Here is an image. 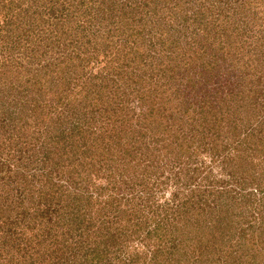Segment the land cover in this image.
Returning <instances> with one entry per match:
<instances>
[{"label":"rangeland","instance_id":"1","mask_svg":"<svg viewBox=\"0 0 264 264\" xmlns=\"http://www.w3.org/2000/svg\"><path fill=\"white\" fill-rule=\"evenodd\" d=\"M7 1L0 0V15L4 3L10 8L0 19V39L8 46V50L0 48V123L9 109L14 111L12 117L17 115L26 97L33 95L40 108L34 120L30 110L23 112L28 121L26 132L31 133L34 127L29 126L46 107L52 108L54 118L62 115L65 122L84 123L89 129L79 130L78 139H88V147L97 155L92 168L100 166V170L106 169L100 157L108 148L96 135H115L116 141H109L112 153L122 154L128 145L139 148V156L143 153L137 157L143 160L137 172H147L155 179L180 170L181 191L188 193L193 188L194 198L206 200L207 204L198 203V209L207 211L204 220L208 222L191 225L197 231H193L197 241L192 242V250L203 247L200 240L214 241L223 230L217 227L234 220L229 233L240 239L245 236L243 249L235 248L243 260L228 258L231 243L220 249L223 243L216 241L208 246L212 264H264V0H112L120 11H126L124 27L145 31L140 43L142 58L148 54L149 61L136 68L145 73L135 79L139 83L125 73L122 76L117 62L100 56V63L93 43H77V39L82 42L91 37L93 30L97 34L94 42L103 43L109 19L101 10L102 0H85V6L84 0H65L64 5L63 0ZM63 28L66 31L60 36ZM54 68L70 74L71 79L66 84L60 81L58 91ZM102 69L117 84L110 82L107 89H117L108 90V97L90 91L88 100L85 97L92 87L87 80ZM144 90L157 95L156 105L142 96ZM103 109L111 113L101 116ZM11 132H3L0 141L8 156L26 145L20 135ZM155 135H160L158 140ZM146 154L155 160L152 166H147ZM89 173L75 176L70 193L83 192ZM177 176L155 184L154 201L172 197L169 192L175 189ZM255 186L256 195H247ZM249 207L251 213L245 210Z\"/></svg>","mask_w":264,"mask_h":264},{"label":"trees","instance_id":"2","mask_svg":"<svg viewBox=\"0 0 264 264\" xmlns=\"http://www.w3.org/2000/svg\"><path fill=\"white\" fill-rule=\"evenodd\" d=\"M103 1L105 0L101 1L104 3L101 10L107 14L105 18L109 19L104 30L103 43H98L97 40L94 42V30L91 31V37L85 36L86 40L82 42L77 39V43L87 46L93 43L94 54L100 63L101 57L107 58L111 63L117 62L120 69L118 72L122 76L125 73L128 79L139 83L135 79L145 73H139L136 68L140 65L146 66L142 64L149 61L148 54L142 58L144 51L140 43L145 31L124 27L122 19L126 11H120V8L113 5L112 0ZM83 4L85 6L88 3L84 0ZM9 11L7 3H4L0 19ZM97 27L99 29V26ZM65 31L63 28L60 36ZM0 48L8 50L2 39ZM139 52L141 61L136 57ZM60 68L64 70L62 64ZM52 72L58 76L55 78L56 91L60 88V81L61 84H66L71 80L70 74L59 68H54ZM34 76L36 77V74ZM71 77L74 78L73 75ZM87 81H91L92 87L85 97L88 100L91 97L88 93H92L90 91H101L104 97L108 90L112 92L117 89V86L107 89L110 82L115 83V79L106 77L103 69L95 75H90ZM45 85L50 88L47 81ZM143 93V97L154 100L156 105L157 95L152 96V91L144 90ZM79 94H83L82 89ZM157 94H161V90L157 91ZM27 98L21 111H16L19 112L17 115L12 117L14 111L9 109L8 116L0 123V141L3 132L6 135L12 130L9 135L15 132L26 143L9 156L7 149L3 152L0 146V264H208L210 260L212 264L214 259L208 258L211 252L208 246L216 241L223 243L220 249L231 243V247L226 250L227 257L243 260V255H237L235 248L243 249V244H246L245 236L240 239L229 233L234 227V220H228L225 226L217 227L223 230L214 241L209 240L206 243L200 240L198 242L203 247L191 249L192 242L197 241V233H193L197 231H192L191 225L197 224V221L203 224L208 222L204 220L207 211H199L198 203L207 202L194 198L196 190L193 188L188 193L181 191L180 186L184 182L181 180L180 170H175L170 177L161 175V178L159 176L155 179L150 178L147 172H137L143 161L137 158L139 148L135 150L132 145H128L122 154L112 153L109 149L113 143L110 142L116 141L115 135H96L97 140L103 138L102 141L108 148L106 154L100 157L103 161L102 167L106 169L100 170V166L98 169L92 168L97 155L88 147V139L81 137L80 141L77 136L79 130L86 131L89 127L71 120V123L65 122L62 115L54 118L52 108L46 107V110L41 111L43 114L38 117L37 122L29 126L34 127L31 133L26 132L28 121L27 117L22 116L23 112L30 110V116H33L34 120V113L37 115L40 108L35 104L37 101L33 95ZM31 103H34L32 109L29 108ZM189 106L191 107L192 103ZM94 109L92 108L93 111ZM179 111L180 109H177L175 113ZM109 113L111 110L103 109L100 115L106 116ZM159 136L155 135L156 140ZM146 142L147 139L145 146L148 149L146 151H149L150 147ZM142 156L143 153H140L139 158ZM145 156L148 160L147 166H152L155 160H149V154ZM120 162L125 163L121 165ZM82 171H90L89 177L87 176L89 179L84 181L83 192L70 193V184L75 182V176H79ZM174 175L178 176L173 183L175 189L169 192L172 197H168L165 202L154 201V191L158 187L155 184L165 183ZM62 177H66L65 181H61ZM257 188L258 186H255L247 195L255 196ZM148 209L153 213L152 221H149ZM245 210L250 212L251 207ZM202 213L204 215L199 216ZM223 221V218L219 220L221 224ZM134 242L137 244L134 245Z\"/></svg>","mask_w":264,"mask_h":264}]
</instances>
